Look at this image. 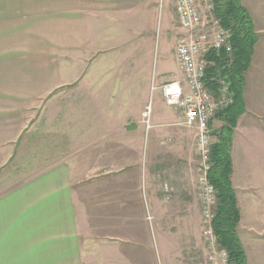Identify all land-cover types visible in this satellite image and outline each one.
Returning a JSON list of instances; mask_svg holds the SVG:
<instances>
[{"label":"crops","instance_id":"obj_1","mask_svg":"<svg viewBox=\"0 0 264 264\" xmlns=\"http://www.w3.org/2000/svg\"><path fill=\"white\" fill-rule=\"evenodd\" d=\"M153 1L0 0V264H153L157 247L180 258L184 245L192 250L202 240L195 139L161 92L153 95L151 131L134 129L141 137L128 131L117 138L113 118L110 127L92 119L98 99L102 105L111 93L104 116L140 121L141 102L135 113L123 112L126 100L119 111L114 106L130 96L117 84L135 76L103 72L145 59L141 11ZM242 4L257 40L233 134L231 181L249 264V245L264 243L252 234L264 227V0ZM166 69L157 72L159 83L171 79ZM210 125L218 133L223 121Z\"/></svg>","mask_w":264,"mask_h":264},{"label":"built area","instance_id":"obj_2","mask_svg":"<svg viewBox=\"0 0 264 264\" xmlns=\"http://www.w3.org/2000/svg\"><path fill=\"white\" fill-rule=\"evenodd\" d=\"M176 17L180 27L185 31L176 40L175 59L178 68L185 76L184 86L174 82L163 86L162 93L168 105L180 110L184 116V125L196 129V179L201 198L202 234L208 245V264H229L228 253L219 244L213 228L217 190L209 179L212 169L211 160L213 129L211 121L231 102L229 85L222 84L216 97L205 84L207 71L206 54L209 51H232V32L222 25L215 14L214 0H173ZM152 104L143 112L147 130L151 123ZM166 190H169L165 186ZM151 219V217H149Z\"/></svg>","mask_w":264,"mask_h":264},{"label":"rangeland","instance_id":"obj_3","mask_svg":"<svg viewBox=\"0 0 264 264\" xmlns=\"http://www.w3.org/2000/svg\"><path fill=\"white\" fill-rule=\"evenodd\" d=\"M146 7H148V5ZM141 27H143L146 30L145 35L141 36L142 38L143 37L145 38V42L141 43L143 44V46H145V51H143L146 54L145 59L141 58V62H137L136 64L134 62H126L124 66L121 65L123 64V62H117V64L115 62V66L113 68H108L107 71L103 72V74H115V75L123 74V75L135 76V78L131 79V81L129 82H122L120 84L119 83L117 84L120 86L121 94L127 91L129 92L130 96L127 98H118L117 100H115L116 104L114 106L116 110L119 111L118 109L119 106L121 105V103H123L126 100L128 102V105H127V109L125 107L122 108L123 112L127 110L129 111L131 109L135 113L137 111L136 104L141 102L140 121L135 119V115L133 114L117 113L114 116H111L110 114H108L107 117L104 116L102 114L103 110L101 106L104 108L106 107L105 101L107 100V98L105 96L109 97L111 93H108L107 95L103 96L102 105L100 104L101 102H99L101 99H98L99 105L98 107L94 108L95 114L96 112H98V114L96 115L94 114V116H92V119L96 120L98 124H101L103 122L106 125L107 123V126L110 127V121L113 118L112 120L113 130L115 137L117 138H122V135L124 133L127 134L128 131L131 137H136V138L141 137V132L134 131V129H137L139 125H143V124L145 125L143 112L146 110V107L149 106V104H152L151 123L154 126V108L157 102L156 101L154 102L153 95L154 92L159 90L162 94V99L165 106L171 108L172 110L177 112V114L178 113L180 114L178 115V118L180 120L179 124L191 130L196 144V138H195L196 129L184 125L183 123L184 116L181 114L179 109L167 104L166 98L163 95L161 89L163 86L172 84L174 82H180V84L184 86V80H185V76L182 73V71L178 67L175 68L176 65L174 58H175L176 40L180 37L181 34H184L185 31L180 27L178 23L174 1L173 0L153 1L152 4L148 8H146L145 11L143 12L141 11ZM208 53L205 56L206 59ZM163 59H165L166 62H162ZM133 63L135 64V66H131L133 65ZM164 63L167 66V69L164 72V74L170 76L171 79L159 83L157 79V72L159 73ZM209 64L210 62H207V68ZM215 80L217 82V87L215 89L211 88L206 82L205 84L211 89V91L216 97L219 96V90L223 82L229 85V95L232 98V102L226 108H224L223 111H225L233 104L234 101V94L231 91V83L229 80H226L219 76L216 77ZM125 86L126 87L129 86L132 89L125 90ZM146 86H148L149 89H146ZM145 99L147 100L144 102L143 100ZM64 101H68V99H65ZM220 112H218V114H220ZM216 117H218V115ZM103 128L105 129V127ZM151 129L149 131H151ZM108 130L110 129L108 128ZM104 131H106V129ZM216 133L217 132L213 130V136H214L213 140L215 143L218 142ZM117 149H121V148H117ZM254 229H256L255 230L256 233H252V234L256 236H262V235L264 236V227H258ZM198 232H200L199 229ZM201 236L203 237V234ZM160 237L162 238V236ZM191 249L192 250L186 248L184 245L183 250L181 251L182 257L166 258L165 253L163 251L160 252L157 247V251L155 252L153 251V255H155L153 264H208L207 258H208L209 249L204 238H202V240L200 239L199 241H195L194 248ZM249 252L250 253L253 252L251 258H249V264H264V243L261 244L258 242V245L257 243H255L254 246L250 244ZM92 254L95 255V252H93ZM123 261L124 260L120 261L113 258L109 260L107 264H137L138 262L140 264L141 263L147 264V259L142 260L136 258L134 260H130L129 262H124V263ZM101 263H102L101 260H94L92 264H101Z\"/></svg>","mask_w":264,"mask_h":264},{"label":"trees","instance_id":"obj_4","mask_svg":"<svg viewBox=\"0 0 264 264\" xmlns=\"http://www.w3.org/2000/svg\"><path fill=\"white\" fill-rule=\"evenodd\" d=\"M216 17L233 34L232 51H211L207 55L210 62L205 82L213 89L217 87L216 77H222L231 83L234 94L233 104L218 117L223 126L216 134L218 142L212 148V169L209 179L217 190V206L213 219V228L219 244L228 253L229 264H247V256L239 238L237 228L241 220L237 196L232 186V145L234 129L238 119L245 111L243 92L245 73L250 66L251 56L257 35L249 11L242 0H214Z\"/></svg>","mask_w":264,"mask_h":264}]
</instances>
